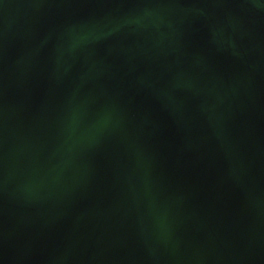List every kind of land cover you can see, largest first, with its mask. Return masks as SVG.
Returning <instances> with one entry per match:
<instances>
[{"label": "water", "instance_id": "1", "mask_svg": "<svg viewBox=\"0 0 264 264\" xmlns=\"http://www.w3.org/2000/svg\"><path fill=\"white\" fill-rule=\"evenodd\" d=\"M0 264H264V0H0Z\"/></svg>", "mask_w": 264, "mask_h": 264}]
</instances>
